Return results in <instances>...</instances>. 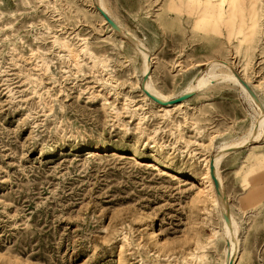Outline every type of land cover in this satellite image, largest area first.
<instances>
[{
	"label": "rangeland",
	"instance_id": "374dc122",
	"mask_svg": "<svg viewBox=\"0 0 264 264\" xmlns=\"http://www.w3.org/2000/svg\"><path fill=\"white\" fill-rule=\"evenodd\" d=\"M97 1L0 0V264H264V0Z\"/></svg>",
	"mask_w": 264,
	"mask_h": 264
},
{
	"label": "bare ground",
	"instance_id": "6f19581e",
	"mask_svg": "<svg viewBox=\"0 0 264 264\" xmlns=\"http://www.w3.org/2000/svg\"><path fill=\"white\" fill-rule=\"evenodd\" d=\"M97 2H99V4H100V9L105 10V7H104L105 4H103L102 0H98ZM129 38H130V35H129ZM133 39L135 40V38H133ZM138 47H139L138 49H140L142 51V53H143L142 56L144 57V60H145L143 73L146 76H148L152 70L151 64H150V59H152V58H149L148 54L146 53L148 51H145L144 45L142 46V44L140 43V44H138ZM152 62H153V60H152ZM212 65H213V68L210 69L209 73H207L206 75H200L197 78H195V80L187 88L185 94H191L192 92H196V91L199 92V91H202L203 89H206L211 84V82H212L211 79H214L213 81L217 80L218 82L221 80L222 81L228 80V81H231L235 84L240 83L238 78L232 72L227 71L228 73H226V74L223 73V75H217L215 73V71H216L215 69H217L218 67H221L220 69H222V67H224V65L218 64L216 62H215V64H212ZM144 89H145L144 90L145 91V97L148 98L150 101L154 102V100L151 99V96H152V97L157 98L161 102H163V104H166L165 106H162L161 108H163L167 112L169 111L168 109L171 110V109L177 108L184 101L183 100L181 102H177V103L172 104L171 102L175 101L177 98H173V97L168 96L166 94L164 95L161 92L157 91L154 88V83H153L152 77H149L145 80ZM245 90L249 94L250 101H251V99H252V101L254 99H256L255 94H253L252 92H249L247 89H245ZM259 111H261V110L259 109ZM259 115L260 116L258 117L257 122L254 123V125H253L252 131L249 133V135H247V138H245L246 140L243 143L240 142L238 144L236 142V143L225 145L224 147H222V149H220V151L211 160L207 161L206 173H205V176L203 177V179L200 183V185L203 186L202 191H203V193H206L207 195L206 194L205 195L209 196L210 199H213V203L215 202V203L219 204V201L217 199V193L215 190V184L217 183V186H218L219 192H220L219 194H220L221 199H222L221 207L224 210L226 209V206H227L226 205L227 200L225 197L223 180H222V177L220 175V170H219L220 164L225 157H227L228 155H230L232 153L233 150L244 147V146L250 147V146H252V144H251L252 140H254V139L258 140L261 138V136L264 134L263 133L264 132V114H259ZM226 216H227V218H226V229H225L226 232L225 233H226L227 237H229V239L232 242V245H233V246L231 245L232 248L236 249L238 246V241L236 240V238H237L236 235H237V232H239L238 227H237V223L234 221L235 219H233V217L229 211L226 212ZM229 261H231V260H229ZM227 264H231V263L227 262Z\"/></svg>",
	"mask_w": 264,
	"mask_h": 264
},
{
	"label": "water",
	"instance_id": "95a60500",
	"mask_svg": "<svg viewBox=\"0 0 264 264\" xmlns=\"http://www.w3.org/2000/svg\"><path fill=\"white\" fill-rule=\"evenodd\" d=\"M102 15L108 20V22L110 23L111 26L114 25V22L108 18L107 14H106L105 12H102ZM189 95H190V94H186L185 96H182V97L176 99L175 101H173V102H171V103L174 104V103H177V102H181V101L185 100ZM151 98H152L155 102L164 105L163 102H161V101L158 100L157 98L152 97V96H151Z\"/></svg>",
	"mask_w": 264,
	"mask_h": 264
}]
</instances>
